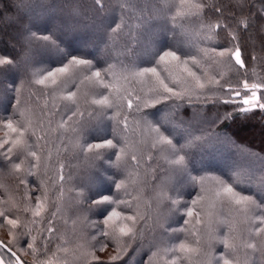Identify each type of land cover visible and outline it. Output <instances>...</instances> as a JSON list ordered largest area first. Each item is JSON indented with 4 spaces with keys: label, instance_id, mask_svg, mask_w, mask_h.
Masks as SVG:
<instances>
[{
    "label": "snow or ice",
    "instance_id": "obj_1",
    "mask_svg": "<svg viewBox=\"0 0 264 264\" xmlns=\"http://www.w3.org/2000/svg\"><path fill=\"white\" fill-rule=\"evenodd\" d=\"M158 4L159 0H90L85 10L82 0H63L59 7L71 11L67 18H61L65 27L60 35L48 27L34 31L28 26L16 42L19 48L13 45L14 54H0V78L23 70L19 82L12 81L9 87L11 111L0 112V131L4 133L0 136V166L7 167L24 186L20 201L9 198L0 202V229L8 236L7 240L0 239V264H28L24 257L29 255L32 264H67L69 242L60 233L58 222L68 223L63 203L65 184L72 176H65L70 165L59 157L61 148L67 150L69 146L87 167V175L71 190L84 213L79 222L94 230L86 244L76 246L84 264H119L132 245H136L134 251L156 249L152 254L162 253L165 264H233L230 257L239 248L259 250L264 257V199L256 198V191L264 195V155L260 154L264 148L253 152L238 144L232 138L238 132L221 135L211 127L180 132L174 121L167 119L185 104L199 105L209 112L217 104L226 106L223 115L217 112L207 121L210 125L220 123L223 129L231 127L228 121L236 124L240 118L250 121L257 111L264 114V79L249 80L247 53L240 43V30L249 28L251 16L225 17L219 6L205 0H165L163 6ZM20 6L18 0H0V24H19V18L9 20L7 13ZM206 10L218 18L206 19ZM88 12L94 19L100 18L97 30L103 34L99 41L105 44L103 59L73 47L74 39L89 42L96 38L94 32H80L75 27L77 17ZM258 12L264 15V6ZM193 18L200 22L196 42L188 36L187 46L161 40L151 52L136 50L138 35L152 20L171 23V38L175 40L177 22ZM221 33L223 43L217 39ZM122 36L128 37V42L121 44ZM65 37L70 39L65 41ZM94 46L99 48L98 43ZM251 59L256 61L257 57ZM207 65L235 69L243 78L233 85L224 71L210 75ZM136 84L141 86L139 92ZM81 85L87 89L78 96ZM26 89H36L29 93L34 104L24 102ZM157 113L164 115L152 119ZM184 115H188L187 108ZM105 120L110 131L91 135L88 130L92 122ZM69 130L72 136L65 143L63 138ZM137 135L139 138L134 139ZM210 143L231 145L242 159L259 161L262 174L256 191L251 190L253 176L247 163H234L223 175L193 174L190 163L194 150ZM52 148H56L55 161ZM151 149L157 150L167 165L170 181L186 179L194 189L199 187L195 198L188 200L183 198L182 184H162L157 209L165 203L167 207L157 211L154 218L144 214L140 195L133 194L143 192L135 178L136 170L153 160ZM225 209L231 219L220 218ZM201 212L208 218L210 231L213 216L217 225L227 228L225 234L209 237L207 251L196 227L201 224ZM88 213H95L99 219L89 220ZM177 216L183 227L170 222ZM237 222L249 225L247 239L240 238ZM257 237L259 249L254 242ZM212 239L223 245L221 254H211ZM110 246L115 254L102 260L97 253Z\"/></svg>",
    "mask_w": 264,
    "mask_h": 264
},
{
    "label": "trees",
    "instance_id": "obj_2",
    "mask_svg": "<svg viewBox=\"0 0 264 264\" xmlns=\"http://www.w3.org/2000/svg\"><path fill=\"white\" fill-rule=\"evenodd\" d=\"M21 4L19 8L9 9L7 13V19L17 20L19 18L20 23H4L0 24V54L3 53H13V45H16L17 49L19 45L16 43L18 39L21 38L20 34L23 32V29L32 26L33 30L43 29L48 27L51 29L52 33L60 35L61 30L64 29L65 25L62 24L61 18H67L70 13V9L61 8L59 5L63 3V0H18ZM90 0H82V3L85 5V10ZM206 3H212L215 6H219L225 17H236L239 18L242 15L251 16L250 26L247 30H240V43L242 49L246 50L247 59L246 66L248 68V78L250 81L254 79H264V15H261L258 10L264 6V0H205ZM165 0H159L157 6H163ZM57 5L53 7L52 5ZM151 8V4H149ZM207 18H211L215 21L218 16L212 12L206 10ZM151 13H147L150 15ZM93 13L88 12L86 16L77 17L78 23L75 25L80 32H94L95 40L89 42H81L78 39H74L73 47L77 49H82L84 52H91L97 57V59H103L104 53L103 49L105 48L104 43H99L103 38L102 32L98 31L100 24V18H93ZM107 22V21H105ZM71 23V21H69ZM183 24V28H181ZM173 26L171 23H166L165 20H152L150 23H147L145 28L140 32L137 37V42L135 44L136 50L140 53H147L153 50V46L158 44L161 41V36H158V32L164 30H169L171 32ZM200 30V22L195 18L189 19L186 21H178L175 28L176 39L173 40L171 36L162 39L166 43H179L176 40L180 39V44L182 46H187L188 36H191L193 42L198 40L197 33ZM187 34V35H186ZM65 41L69 40V37L64 38ZM128 37L122 36L120 38V43L128 42ZM220 43H223V33L217 37ZM99 44V48L95 47V44ZM201 47L206 46L203 43H200ZM257 57L256 61H252V56ZM146 58V57H141ZM45 60L50 62L49 58L45 57ZM253 69L255 70L253 72ZM207 70L211 75L213 72L224 71L226 73L225 78L230 77V82L233 85H236L238 80L242 79V76H238L235 72V69L228 71L227 69H217L215 65H207ZM23 74V70L20 72H10L6 77L0 78V112H4L5 109H8L10 112L11 109L8 107L11 100L10 97L12 93L9 91V87L12 81L19 82ZM219 79L220 77L217 76ZM137 91L139 92L140 85H134ZM87 89V85H81V92L78 93V96ZM36 89H26L24 91L23 100L25 103L34 104V98L29 99L30 91H35ZM75 90V89H73ZM142 94V93H141ZM218 95H223L218 93ZM43 103V100H41ZM157 107H162L158 105ZM224 105L217 104L215 109L211 112L207 109L201 110L199 105H182L179 109L175 111L174 117L168 115L167 119L174 121V124L178 131L183 132L184 130L198 131L201 128L207 129L212 128L213 131L220 133L221 135L227 131L228 135L231 136L233 132H238L239 135L232 137L238 144L247 146L253 152H260L264 148V136H262V131H264V114H261L257 111L254 118L250 121H243L242 118L237 120L236 124H232L231 121L227 123L231 125L229 129H223L220 123L215 125H210L207 121L214 118L217 112L220 115H223L225 112ZM231 107V106H227ZM187 108L188 115H184V109ZM145 111H155L154 109H145ZM167 111V109H165ZM164 115V113H157L156 116L151 117L156 119L159 116ZM58 119V118H57ZM130 121L132 116L129 117ZM107 127V131H110L108 127V122L105 121H93L91 127L88 131L91 132V135L103 134V132H92L97 127L101 126ZM4 133L0 131V136H3ZM55 135V134H54ZM72 136L71 131L69 130L66 133V136L63 138L64 142L67 143V139ZM138 135L134 139H138ZM180 139V142L183 143V139L178 135L176 137ZM57 147H60V141L55 142ZM51 147V146H50ZM143 148V146H141ZM53 161L56 157V148H52ZM147 151V150H146ZM151 154L153 160L148 161L144 164L143 167L136 170V179L139 180V188L143 189L142 193L134 192V195L139 194L141 199V210L146 216L153 217L156 215L157 211L166 210L167 204L163 205L160 209H157V200L158 192L162 184L169 183V174L167 172V165L164 163L159 153L155 149H151ZM261 155H264V152H260ZM64 163L70 165L65 168V176H72V179L65 184V197L63 203V212L64 217L67 219L68 223L65 225L63 221L58 222V227L60 233L64 234L65 239L69 242L66 246L69 251L66 254L67 264H84L83 259L80 256V251L77 249V244H86L89 236L92 231L91 228L85 227L84 224L79 222L80 218L84 213L79 210L76 204L75 192L71 191L76 184L80 182L82 177L87 175L86 162L81 157L80 159L75 158V153L69 146L67 150L61 148L60 157ZM146 159V157H145ZM247 163L252 170V191H256V187L259 184V176L261 173V165L258 160L252 158H241V155L235 152L231 145L210 143L202 146L200 149L194 150V155L191 159L190 167L194 168L195 171L193 174H205L207 172L210 175H223L227 173L234 163ZM143 163V162H142ZM148 165H151L149 167ZM26 167V165H25ZM42 171V169H41ZM30 181L36 180V177H29ZM178 179H172L171 183H180ZM186 188L182 187L183 198L184 199H193L199 192V187L195 189L189 183H185ZM137 187V186H132ZM24 186L19 184V181L15 175L9 173L7 167L0 166V202L6 201L9 198L14 201H20L23 197ZM191 193V196L189 195ZM256 198L264 199V196L261 195L259 191H256ZM199 210V209H198ZM89 220H97L99 217L95 213H88ZM231 219V216L228 214L227 209L224 210L223 215L220 217ZM201 224L196 227L200 229L202 235V247L207 251L209 250V237H215L218 234H225L227 228L224 226L217 225L215 220L216 216L212 217L213 223L211 225V231L207 227L208 218L205 216L204 212H201ZM73 221H76V224L73 225ZM151 222V221H149ZM174 227H183L181 217L177 216L174 220L170 221ZM191 228V225L186 226ZM237 231L241 239H247V228L249 225L244 222H237L235 224ZM237 233H232L236 235ZM0 239L7 240V232L4 229H0ZM257 243L259 249L260 238L257 237L254 240ZM147 243V241L145 242ZM211 247L210 251L212 255L221 254L224 249L223 245L216 243L215 239L210 241ZM55 245H53L54 247ZM136 245H132L127 248L126 253L122 254L123 259L119 264H152L153 258L155 255L152 253L156 249H149L148 247H143L138 251H134ZM109 249V252H107ZM104 252H98L97 255L102 260H107L111 255L115 254V249L113 247L107 248ZM108 253L110 256L102 257V254ZM162 259L155 264H165V257L162 253ZM158 255V254H157ZM233 260V264H245V261H248V264H261L264 261V257L261 256L259 250L253 251L252 249L239 248L234 256L230 257ZM28 261V264H32V257H24Z\"/></svg>",
    "mask_w": 264,
    "mask_h": 264
},
{
    "label": "rangeland",
    "instance_id": "obj_3",
    "mask_svg": "<svg viewBox=\"0 0 264 264\" xmlns=\"http://www.w3.org/2000/svg\"><path fill=\"white\" fill-rule=\"evenodd\" d=\"M164 33H165V30L164 29L162 31L158 32V36H161V40L164 39V38H167V36L169 37V35L171 36V32L169 30H167L166 35H164ZM176 42H179L180 43L181 41H180V39H178V40H176ZM107 129H108L107 127H105V126L102 125L101 127H97L94 130H92V132H97V131L98 132H103V131H105ZM169 182H171V181H169ZM179 182H180V184L183 185L184 188L187 187L185 185V183L187 182L186 179L185 180H180ZM107 252H109V249H107ZM107 252L104 253V254H102V257L110 256ZM161 259H162V255L161 254L155 255V257L153 258V263L152 264H155L156 261L159 262Z\"/></svg>",
    "mask_w": 264,
    "mask_h": 264
}]
</instances>
